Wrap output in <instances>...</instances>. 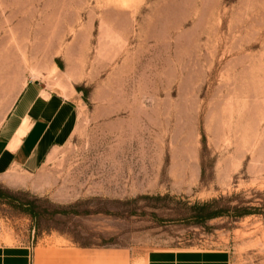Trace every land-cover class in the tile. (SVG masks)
Returning <instances> with one entry per match:
<instances>
[{
    "label": "rangeland",
    "instance_id": "1",
    "mask_svg": "<svg viewBox=\"0 0 264 264\" xmlns=\"http://www.w3.org/2000/svg\"><path fill=\"white\" fill-rule=\"evenodd\" d=\"M34 80L84 104L39 173L1 179L0 243L31 264H264V0H0V122Z\"/></svg>",
    "mask_w": 264,
    "mask_h": 264
},
{
    "label": "crops",
    "instance_id": "2",
    "mask_svg": "<svg viewBox=\"0 0 264 264\" xmlns=\"http://www.w3.org/2000/svg\"><path fill=\"white\" fill-rule=\"evenodd\" d=\"M74 94L79 95H64L38 80L24 85L0 122V181L12 170L35 176L72 141L84 104ZM0 264H31V249L0 243ZM144 264H230V257L225 249L183 246L151 250Z\"/></svg>",
    "mask_w": 264,
    "mask_h": 264
},
{
    "label": "trees",
    "instance_id": "3",
    "mask_svg": "<svg viewBox=\"0 0 264 264\" xmlns=\"http://www.w3.org/2000/svg\"><path fill=\"white\" fill-rule=\"evenodd\" d=\"M0 197H1V194H0ZM210 204L208 203H205V204H202L199 208L201 210H206L208 207H209ZM219 214L218 211H209L208 213H206V215L203 217V219H211L215 216H217ZM242 214V213H240Z\"/></svg>",
    "mask_w": 264,
    "mask_h": 264
},
{
    "label": "bare ground",
    "instance_id": "4",
    "mask_svg": "<svg viewBox=\"0 0 264 264\" xmlns=\"http://www.w3.org/2000/svg\"><path fill=\"white\" fill-rule=\"evenodd\" d=\"M58 83H60L61 85H64V82H58ZM67 86V85H66ZM69 88V87H68Z\"/></svg>",
    "mask_w": 264,
    "mask_h": 264
}]
</instances>
